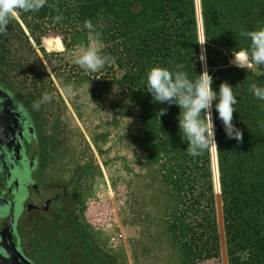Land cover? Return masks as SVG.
<instances>
[{"label":"trees","instance_id":"16d2710c","mask_svg":"<svg viewBox=\"0 0 264 264\" xmlns=\"http://www.w3.org/2000/svg\"><path fill=\"white\" fill-rule=\"evenodd\" d=\"M47 1L46 4L51 2ZM53 2L56 12L63 10L64 2L74 4L77 11L71 15L77 23L84 25L91 20L102 33L100 40L110 43L114 68L123 71L132 104L139 110L137 119L146 144V161L159 174L157 193L164 199L162 237L170 246H177L176 264H214L220 245L210 148L196 157L187 155L188 144L179 134V108L153 103L145 90L146 74L152 67L171 69L184 64L191 78L202 72L193 0ZM46 4L36 14L16 12L29 36L14 18L7 33L0 35V67L11 64L9 55L14 43L30 53H35L30 37L36 46L41 45V33L36 34L29 21L48 15ZM63 15L59 22L68 17L67 13ZM202 16L212 87L218 91L224 82L233 86L238 103L232 122L243 134L242 141L229 139L213 105L227 264H264V101L250 91L253 84L264 87V65L248 70L230 65L233 52L250 50V40L239 32L264 27V0H202ZM0 85L23 103L5 80H0ZM161 108L167 112L159 117ZM213 170L217 186L215 167ZM79 175L77 172L75 178ZM72 226L71 220L65 219L61 225H46L42 232L27 229L25 243L37 264H118L90 238L81 236L82 241L69 244L64 228ZM137 244L133 243V254Z\"/></svg>","mask_w":264,"mask_h":264},{"label":"rangeland","instance_id":"374dc122","mask_svg":"<svg viewBox=\"0 0 264 264\" xmlns=\"http://www.w3.org/2000/svg\"><path fill=\"white\" fill-rule=\"evenodd\" d=\"M50 1L48 15L29 21L36 34L41 33V45L36 46L30 37L35 52L30 53L14 43L11 64L0 67V80L15 90L35 121L46 184L76 181L77 199L68 207L73 226L64 228L67 241L75 245L83 240L81 236L90 238L118 264H176L177 246L162 237L164 199L157 193L159 174L146 161L139 110L125 103L132 99L123 71L115 70L113 59L96 73H86L75 64L77 55L90 44L111 56L110 43L88 40V30L71 15L74 4L64 2L63 10L56 12L54 0ZM193 4L200 55L206 50L202 0ZM65 13L68 17L63 21L53 22V15ZM15 18L29 36L17 14ZM200 65L202 72L208 71L207 64L200 61ZM68 85L73 86L71 95L65 93ZM45 92L54 94L53 100L34 110L32 105ZM210 159L220 245L214 264H227L215 144L210 147ZM134 242L138 244L133 254Z\"/></svg>","mask_w":264,"mask_h":264},{"label":"clouds","instance_id":"9594fccd","mask_svg":"<svg viewBox=\"0 0 264 264\" xmlns=\"http://www.w3.org/2000/svg\"><path fill=\"white\" fill-rule=\"evenodd\" d=\"M46 3L47 0H0V35L7 33L17 11L38 12ZM61 19L62 17L58 15L54 17L53 22H59ZM83 26L88 30L89 41H98L101 38L102 33L91 20H86ZM239 35L250 40V50L233 52L234 60L230 63L245 70L264 65V27L252 31L241 30ZM204 43L205 41L200 44ZM198 59L206 66V50L202 49ZM111 60V56L101 54L98 46L90 44L77 55L75 64L86 73H96ZM184 69V64H176L171 69L160 66L150 68L146 74L145 90L151 95L153 103L176 105L179 108L178 128L182 139L188 144L186 154L196 157L213 144L216 145L213 105L218 113L217 118L222 121L226 136L238 142L242 141L241 130L232 122L233 112L236 111L235 105L238 103L233 86L224 82L216 91L212 87L213 76L207 70L191 78ZM250 91L256 99L264 101V87L253 84ZM72 92L73 86H66L65 93L71 95ZM53 96L54 94L48 92L43 93L41 101L32 105L33 109L38 110L41 103L51 102ZM125 103L131 105L132 101L127 100ZM166 112V108H161L159 117ZM130 123L129 119L125 132Z\"/></svg>","mask_w":264,"mask_h":264},{"label":"flooded vegetation","instance_id":"af4514ba","mask_svg":"<svg viewBox=\"0 0 264 264\" xmlns=\"http://www.w3.org/2000/svg\"><path fill=\"white\" fill-rule=\"evenodd\" d=\"M0 89V232L10 235L29 264H37L25 243L26 231L42 232L46 225L70 219L76 183L46 184L35 121L7 88Z\"/></svg>","mask_w":264,"mask_h":264},{"label":"water","instance_id":"95a60500","mask_svg":"<svg viewBox=\"0 0 264 264\" xmlns=\"http://www.w3.org/2000/svg\"><path fill=\"white\" fill-rule=\"evenodd\" d=\"M1 94L3 95V92L0 89V97L2 96ZM15 261L19 264H29L19 251H17L10 235L5 234V232H0V264H16Z\"/></svg>","mask_w":264,"mask_h":264}]
</instances>
